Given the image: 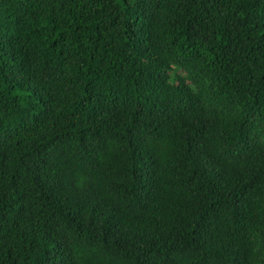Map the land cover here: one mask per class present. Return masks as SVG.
<instances>
[{"label": "trees", "instance_id": "obj_1", "mask_svg": "<svg viewBox=\"0 0 264 264\" xmlns=\"http://www.w3.org/2000/svg\"><path fill=\"white\" fill-rule=\"evenodd\" d=\"M0 264H264V0H0Z\"/></svg>", "mask_w": 264, "mask_h": 264}]
</instances>
